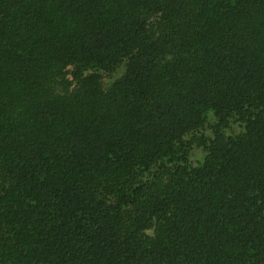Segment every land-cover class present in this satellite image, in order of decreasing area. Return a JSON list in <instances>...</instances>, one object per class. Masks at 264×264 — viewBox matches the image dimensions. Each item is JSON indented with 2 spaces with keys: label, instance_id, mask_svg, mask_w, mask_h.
<instances>
[{
  "label": "trees",
  "instance_id": "16d2710c",
  "mask_svg": "<svg viewBox=\"0 0 264 264\" xmlns=\"http://www.w3.org/2000/svg\"><path fill=\"white\" fill-rule=\"evenodd\" d=\"M0 264H264V0H0Z\"/></svg>",
  "mask_w": 264,
  "mask_h": 264
},
{
  "label": "rangeland",
  "instance_id": "374dc122",
  "mask_svg": "<svg viewBox=\"0 0 264 264\" xmlns=\"http://www.w3.org/2000/svg\"><path fill=\"white\" fill-rule=\"evenodd\" d=\"M201 157V154L199 152H195V158L196 160L199 159Z\"/></svg>",
  "mask_w": 264,
  "mask_h": 264
}]
</instances>
